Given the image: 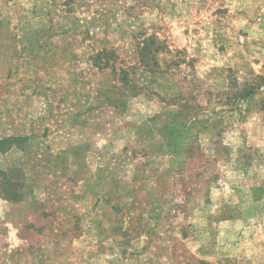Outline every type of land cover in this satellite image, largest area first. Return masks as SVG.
Returning <instances> with one entry per match:
<instances>
[{"label":"rangeland","instance_id":"374dc122","mask_svg":"<svg viewBox=\"0 0 264 264\" xmlns=\"http://www.w3.org/2000/svg\"><path fill=\"white\" fill-rule=\"evenodd\" d=\"M0 264H264V0H0Z\"/></svg>","mask_w":264,"mask_h":264},{"label":"trees","instance_id":"16d2710c","mask_svg":"<svg viewBox=\"0 0 264 264\" xmlns=\"http://www.w3.org/2000/svg\"><path fill=\"white\" fill-rule=\"evenodd\" d=\"M155 39L153 38V39H151L150 41H154ZM160 44H162L161 43V41H158ZM147 46L148 45H146L145 47H143V49H142V51H147ZM106 56H112V54L109 52V51H103V52H101V53H99L96 57H95V62H97V64H99L98 62L101 60V59H103L104 57H106ZM109 60V59H108ZM142 60L143 61H141V62H145L147 65H149V61H148V59H147V54H144V52H143V56H142ZM108 65H109V63H108ZM124 74H127V72H124Z\"/></svg>","mask_w":264,"mask_h":264}]
</instances>
